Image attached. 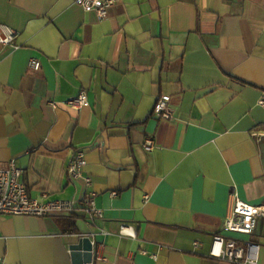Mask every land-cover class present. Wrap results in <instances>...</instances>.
Masks as SVG:
<instances>
[{
  "label": "crops",
  "instance_id": "crops-1",
  "mask_svg": "<svg viewBox=\"0 0 264 264\" xmlns=\"http://www.w3.org/2000/svg\"><path fill=\"white\" fill-rule=\"evenodd\" d=\"M0 24L19 32L0 43V163L16 160L31 197L77 202L0 215L6 263L74 264L71 245L95 232L87 264H234L210 252L235 193L264 205V0H116L103 20L72 0H0ZM82 91L90 106L66 104ZM162 96L170 120L153 114ZM78 149L91 187L68 177ZM236 237L264 264V218Z\"/></svg>",
  "mask_w": 264,
  "mask_h": 264
},
{
  "label": "built area",
  "instance_id": "built-area-1",
  "mask_svg": "<svg viewBox=\"0 0 264 264\" xmlns=\"http://www.w3.org/2000/svg\"><path fill=\"white\" fill-rule=\"evenodd\" d=\"M83 6L86 12L94 11L103 20L107 17L109 9L116 0H72ZM19 32L8 25L0 24V43L4 46L17 47L16 41ZM29 66L39 70L41 62L38 58H31ZM66 104L74 109L81 110L90 106V101L86 91L69 98ZM49 105L56 107L55 101H49ZM258 105L264 108V95L258 100ZM153 114L160 119L170 120L174 117L173 108L170 105L168 96H162L153 111ZM148 151H153L156 147L152 137L146 139L144 143ZM88 165L87 151L85 149L76 150L67 167V174L71 181L84 179L87 187L93 184V178L86 173ZM24 170L17 165L15 159L10 160L7 167L0 163V215H23L48 217L53 214L71 215L77 208V202L68 199H49L47 195L43 199H36L30 196L28 188L23 181ZM113 196L117 192L112 193ZM96 194L88 192L81 200L80 205L87 213V222L96 224V221L103 217V211L96 206ZM264 218V205L252 204L234 194V204L231 211L224 220L223 232L216 234L212 238V248L210 255L219 260L234 264H258V250L260 245L248 241L240 242L237 235H252L259 223V219ZM121 234L136 237V231L130 224L121 225ZM94 241L95 232L89 235ZM156 258V256H153ZM0 264H7L4 256L0 255Z\"/></svg>",
  "mask_w": 264,
  "mask_h": 264
},
{
  "label": "water",
  "instance_id": "water-1",
  "mask_svg": "<svg viewBox=\"0 0 264 264\" xmlns=\"http://www.w3.org/2000/svg\"><path fill=\"white\" fill-rule=\"evenodd\" d=\"M74 264H87L93 262L94 246L91 237L83 236L77 243L71 245Z\"/></svg>",
  "mask_w": 264,
  "mask_h": 264
}]
</instances>
